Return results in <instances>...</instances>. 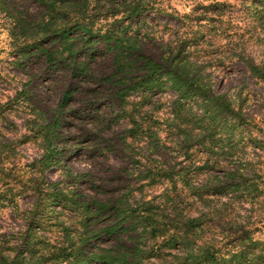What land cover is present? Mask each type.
<instances>
[{
	"label": "trees",
	"instance_id": "trees-1",
	"mask_svg": "<svg viewBox=\"0 0 264 264\" xmlns=\"http://www.w3.org/2000/svg\"><path fill=\"white\" fill-rule=\"evenodd\" d=\"M38 1L45 14L38 22L39 33L29 37L33 47L45 41L59 44V49H42L49 61L69 60L83 74L89 65L81 55L93 45L106 43L113 55V73L108 78L116 85L117 95L126 102L131 94H140L138 106L125 111L130 124L123 135L127 150L142 142L148 154L158 148L170 152L168 141L161 139L162 130L166 138L176 135L180 140L175 141L176 155L162 166L153 167L150 157L142 164L138 155H132L133 163L142 166L137 177L147 181V187L160 181L169 184L160 197L150 200L132 203L133 190L113 203L84 199L74 188L89 177L86 173L70 175L73 184L56 182L48 188L42 177L34 179L38 201L22 217L27 231L14 234L19 243L9 253L0 244V264H156L149 261L153 256H158L160 264H264V240L255 237L259 223L251 225L239 214L250 205L263 220L264 128L238 102L216 91L209 71L215 63L231 66L241 61L264 83V67L256 65L248 45L243 42L234 47L230 42L232 54L213 62L203 45L209 33L216 31L215 25L205 26L207 32L196 31L194 26L184 30L189 17L183 18L179 30H171V39L165 42L163 32L147 28L142 20L150 10L164 11L152 0ZM255 8L264 13V0ZM203 20L208 19L191 21ZM160 39L161 53L155 59L145 45ZM167 91L177 97L163 125L151 108L138 110L150 105L156 92ZM19 95L26 96V91ZM70 96L67 92L64 101ZM11 103L1 106L3 112ZM55 126L41 129L47 148L34 167L56 163L51 154ZM57 205L74 212L81 232L59 219L61 211H51ZM47 232L59 234L48 237ZM112 236L116 245L101 246L103 237ZM158 237L162 239L155 243ZM163 249L179 250L167 255ZM167 256L171 261L163 258Z\"/></svg>",
	"mask_w": 264,
	"mask_h": 264
},
{
	"label": "rangeland",
	"instance_id": "rangeland-1",
	"mask_svg": "<svg viewBox=\"0 0 264 264\" xmlns=\"http://www.w3.org/2000/svg\"><path fill=\"white\" fill-rule=\"evenodd\" d=\"M152 1L164 11L150 10L142 20L148 24L147 28L163 32L165 42L171 39L172 31L182 27L183 18L189 17L184 30L194 26L196 31L207 32L205 26L215 25L216 31L209 33L210 38L203 45L210 51L213 62L232 54L230 42L234 47L245 42L256 65L264 67V13L255 8L260 0ZM44 11L38 0H0V244L7 253L19 243L14 234L27 231L28 223L22 217L26 216V211L29 215L38 201L35 192L38 185L33 184L34 179L42 177L44 187L48 188L56 182L73 184L70 175L86 173L89 177L74 188V192L83 198L113 203L133 190L132 203L150 200L160 197L169 184L160 181L147 187L148 182L137 177L142 166L133 163L132 155H138L142 164L150 157L153 167L162 166L176 155L175 141L180 140L176 135L172 140L166 138L167 132L162 130L161 139L168 141L170 152L158 148L148 154L142 142L127 150L123 140L124 132L130 127L126 112L138 106L140 94H131L126 102L117 95L116 85L108 78L113 73V55L107 51L106 43L83 50L85 54L80 59L89 65L83 74L75 71L69 60L50 62L42 49L51 51L61 48L60 45L52 46L45 41V44L33 47L31 40L39 33L38 22ZM193 19L208 20L192 23ZM13 31L17 35L12 36ZM235 32L237 35L233 37L231 34ZM162 43V39L150 41L146 43L145 51L158 59ZM196 56L202 60L205 57ZM209 71L213 74L216 91L238 102L237 105L264 128V83L257 80L241 61L231 66L215 63ZM23 91L26 96L19 95ZM67 92L71 96L64 101ZM156 93L150 105L138 107V110L151 108L153 117L163 125L171 117V103L177 96L171 91ZM9 102L11 105L3 112L1 106ZM55 123L51 154L52 161H57L34 167L42 160L47 148L40 135L41 129ZM181 161L182 158L178 162ZM62 203L59 205L63 207ZM59 205L50 207L51 211H61L59 219L76 228L74 212L64 211ZM239 214L245 221L250 220L251 225L259 223L255 237L264 240V216L261 220L250 205ZM75 231L81 232L78 227ZM58 234L44 233L48 237ZM161 239L158 237L155 243ZM116 244L115 237H103L101 246L109 248ZM164 250L165 254L171 255L178 254L179 249ZM153 257L149 260L151 263H161L158 256ZM163 258L171 261L170 256Z\"/></svg>",
	"mask_w": 264,
	"mask_h": 264
}]
</instances>
